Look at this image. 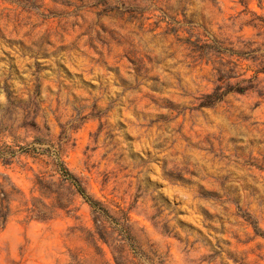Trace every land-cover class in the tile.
<instances>
[{
    "label": "clouds",
    "instance_id": "clouds-1",
    "mask_svg": "<svg viewBox=\"0 0 264 264\" xmlns=\"http://www.w3.org/2000/svg\"><path fill=\"white\" fill-rule=\"evenodd\" d=\"M86 122L117 264H264V0H0V171L59 167ZM0 183V264H77L28 228L48 194Z\"/></svg>",
    "mask_w": 264,
    "mask_h": 264
},
{
    "label": "rangeland",
    "instance_id": "rangeland-1",
    "mask_svg": "<svg viewBox=\"0 0 264 264\" xmlns=\"http://www.w3.org/2000/svg\"><path fill=\"white\" fill-rule=\"evenodd\" d=\"M101 131L100 125L93 128L87 122L84 130L77 134V138L72 142L67 150V155L59 161V167L44 162L41 168L33 163L32 157L25 162L28 172L23 169L18 173L0 171V177L13 182V187L17 192H22L26 196L32 197L39 193H33L29 181L35 182L38 188L48 195L45 196V207L48 211L39 213L35 218L28 221V228L36 235L55 236L56 242L63 246L60 237L71 238L73 247L66 249L69 252V260L77 261L80 264L81 257L85 258L86 264H95L92 257L101 258L104 264H117L109 248V240L112 239L109 231L106 214H110L112 209L104 203L100 196L101 186L107 183L105 175L96 176L85 165L91 159L88 157L89 141L96 143L93 137L98 139ZM37 151V149H33ZM46 151V149H41ZM93 153L96 151L92 149ZM87 157V159H85ZM103 159V157H101ZM8 161H5L7 164ZM95 168V164H92ZM43 169L46 175L41 178L39 175L32 176L33 172ZM68 171L81 186L87 198H83L74 186L63 175ZM184 179H187L184 177ZM163 186V185H161ZM9 200V192L4 184L0 183V244L4 242L7 233L9 237L15 235L16 229H22V222H13L9 216V209L6 204ZM91 201L93 206L89 205ZM101 208L104 211H101ZM233 264H237L233 260Z\"/></svg>",
    "mask_w": 264,
    "mask_h": 264
},
{
    "label": "trees",
    "instance_id": "trees-1",
    "mask_svg": "<svg viewBox=\"0 0 264 264\" xmlns=\"http://www.w3.org/2000/svg\"><path fill=\"white\" fill-rule=\"evenodd\" d=\"M65 174L63 175L64 179L68 180L76 189V191L83 197V198H87L84 194V191L82 190L81 186L77 183V181L72 177V175L70 173H68V171H64ZM94 203H92L91 201H89V205L93 206Z\"/></svg>",
    "mask_w": 264,
    "mask_h": 264
}]
</instances>
